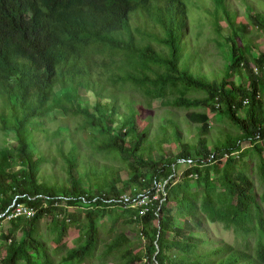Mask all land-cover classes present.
Masks as SVG:
<instances>
[{"label": "trees", "instance_id": "16d2710c", "mask_svg": "<svg viewBox=\"0 0 264 264\" xmlns=\"http://www.w3.org/2000/svg\"><path fill=\"white\" fill-rule=\"evenodd\" d=\"M245 1L249 17L238 27L237 14L225 10L224 0H217L230 22L227 63L220 70L200 57V47L186 50L190 41L184 27L190 15L185 0H0V128L14 133L17 140L15 145L0 147V215L16 197L35 210L31 219L0 217V248L6 251L0 264H58L37 227L46 216L55 217L51 237L58 251L76 225L79 214L68 212L75 207H81L85 215L77 226V246L68 248L59 264L85 263L100 249L99 219L117 212L105 203L124 193L117 181L97 190L81 185L82 173L88 170L79 172V166L86 161L80 158L77 166L73 152L64 169L71 186L65 177L57 179L64 182L60 190L47 182L50 175L44 167V150L37 146V132L60 113L82 115L85 126L99 135L92 138L93 143L105 148L110 158L148 164L156 179L169 176L166 200L150 214L142 217L125 210L116 215L142 226L143 236L130 239L125 232L119 234L101 253V264L110 259L117 264H264V190L259 203L254 182L237 170L239 161L233 157H239L237 144L242 141L250 142L259 154L264 151V52L254 40L256 36L264 40V11L255 0ZM127 83L143 93L146 101L123 100L122 111L118 105L122 99L112 87ZM88 93L97 97L94 111L85 98ZM103 99L112 102L103 104ZM154 105L187 110V119L203 136L212 130L208 108L243 133L239 142L227 145V151L215 146L209 152L205 139L201 149L187 147L176 112L166 110L160 119L164 137L160 143L171 137L170 127L177 129L184 150L177 156L179 164L190 167L182 182L174 158L162 159L161 168L153 159L150 163L137 159L150 136L149 131H135L134 119ZM242 110L245 118L239 116ZM224 152L229 157L220 167ZM214 153L216 162L211 161ZM189 159L196 162L195 167L183 162ZM261 173L264 188V168ZM195 177L197 191L192 186ZM142 178L146 176L134 173L124 191L132 190L129 194L135 196L152 190L157 180L150 183ZM61 207L67 214L59 221L54 212ZM205 220L222 224L245 240L256 234V245L223 244L200 252L207 238L198 230ZM5 221L10 223L8 229L2 227ZM138 240L145 241L144 249L134 250Z\"/></svg>", "mask_w": 264, "mask_h": 264}, {"label": "rangeland", "instance_id": "374dc122", "mask_svg": "<svg viewBox=\"0 0 264 264\" xmlns=\"http://www.w3.org/2000/svg\"><path fill=\"white\" fill-rule=\"evenodd\" d=\"M185 1L187 2L190 15L189 22H187V25L184 27L185 38L190 41V44H187L188 48L186 50L194 51V48L200 47V57L204 56L209 62L214 63L218 69H224L227 63V57H225V55L229 47L226 44V40L229 36L230 29V22L224 9L218 5L217 0ZM255 5L258 9L264 11L262 8V6H264V0H255ZM224 6L226 11L237 14L238 27L241 24H244L245 20L249 17L245 0H224ZM258 33L259 32L256 29V34ZM254 40L259 44V49L264 52L263 38L256 36ZM237 42L239 43V41ZM235 81L237 82L236 78ZM112 89L122 99V101H119L118 103L122 111L124 109L123 100L126 102L134 99L140 104L141 102L144 103L146 101L145 95L140 93L136 87L129 83L119 84L116 87H112ZM85 98L90 102L91 110L94 111L97 97L88 93L85 95ZM262 98L264 101V88L262 91ZM111 102L112 101L110 100H102L103 104ZM142 107L140 106V108ZM166 110L176 112L178 122L182 126L185 138L184 142L187 147H191L192 145L195 149H201L200 145L203 144L202 140L205 139L209 152L213 151L215 146H220L222 151H227V145L239 142L238 136H241L243 133L240 127L234 125L229 119L222 116V114L216 113L215 111L210 112L209 108L207 109V113L209 115L208 124L212 126V130H210V133L207 136H203V133L199 130L198 126L193 125L187 119V110L174 109V107L167 106L159 107L154 105L148 111L143 110L139 112L134 119L135 131L138 133L149 131L150 138L148 141H145V148L143 151L140 150L139 153H137V159L143 158L148 163H150V160L153 159L156 161L154 162V165L157 168H161V164H164L162 159L174 158L176 167H178L176 170L180 171V177L178 179L182 182L184 181V172L190 167L179 164V158L177 156L180 154L183 155L184 150L182 149L183 147L181 143L177 139V129H175V127H170L168 134L171 135V137L168 141L164 140L163 145L160 143L161 139L164 138L160 131V125L162 124L160 119ZM199 111L202 110L199 109ZM146 112H148V115L145 114ZM239 116L245 118L246 112L242 110L239 112ZM83 118L84 117L82 115L69 114L68 116H64L63 113H60L56 118L46 121L44 126L39 128L40 131L37 132V146L41 150H44L42 154L44 157V167L47 174L50 175V179H47V182L49 181L53 184L55 189L60 190L63 187L64 182H62V179L57 182L58 178L63 177L66 178V185L71 186L70 179L64 171L67 165V156L71 152L78 157L77 166L79 165L80 158L86 161V164L80 163L79 172H83L84 168H87V170L91 172L89 173L88 171H85L82 173L81 185L84 184L87 188L91 187L93 190H97L98 188L101 189L102 187L107 188L108 184H112L113 186V183L117 181L118 188L120 191L124 192L123 194L132 193V190H124L134 173L146 176V178H142V180L150 183L155 180L161 182L169 178V176L159 177L158 175V178L156 179L155 171H148L146 168L148 164H136L133 159L123 161L121 157L115 158L114 155L110 158L111 154L109 155V152L105 150V148H100L99 144L93 143L92 138L99 135H96L95 132L85 126ZM118 123L119 120H117L115 126ZM58 129L60 130L57 131ZM15 144H17V140L14 133L4 132L0 128V147ZM221 145H225L227 148L222 147ZM126 146H129L128 142L126 143ZM237 146L238 150H240V155L239 157H237L238 155L233 156L239 161L236 163L237 170L247 174L252 179L255 185L254 193L256 194L257 201L261 203L260 195L264 190L261 173L264 168V151L262 154H259L248 141L239 142ZM39 155L41 156V154ZM225 160L221 162L220 167H222L223 163H225ZM87 161H90L91 164ZM135 167L139 171H133ZM18 168L19 167H17V169ZM161 171L163 172V170ZM88 174L90 176V181H87ZM192 186L196 191L199 190V180H197L196 177L193 180ZM107 191H109V189H107ZM15 200L16 198L14 201ZM173 206L175 207V205ZM62 209L64 208L61 207L59 210L54 212L59 221L63 220L67 214L63 212ZM113 209L117 211L114 212L115 214L110 213L99 219L101 243L97 255L81 264H101V253L107 248L108 244L112 243L119 236V234L125 232L130 239H136L143 236L142 226L128 224L125 218L116 217L118 213L125 211L123 207L116 206ZM68 212L79 214V217L76 220V225L72 226L67 232V239L64 241L66 246L58 251L54 248L55 245L51 237V227L54 224L55 217L46 216L41 222H39L37 227L41 238L47 242L49 251L55 262L58 264L61 262V258L66 253L68 248L77 246V239L79 237V230L77 229V226H80L85 217V215L82 214L83 209L81 207L72 208L68 210ZM114 218H117V220H114ZM179 224H181V222ZM9 226L10 223L7 221L2 222V227L8 229ZM198 231H201L198 232V234H203V236L207 238L206 243L200 248V252L203 253H207L208 251L223 244L232 245L234 248H242V246L248 244L250 248H253L257 242L256 234L248 235L245 240L243 237L237 236L233 230H226L222 224H211L207 220L204 222L203 229H199ZM144 248V240H138L134 243V250ZM251 250L252 249H249V251ZM5 254V249L0 248V258L5 256ZM104 264L117 263L114 259H110Z\"/></svg>", "mask_w": 264, "mask_h": 264}, {"label": "built area", "instance_id": "2783aa9c", "mask_svg": "<svg viewBox=\"0 0 264 264\" xmlns=\"http://www.w3.org/2000/svg\"><path fill=\"white\" fill-rule=\"evenodd\" d=\"M247 103V101H245ZM260 139V134L256 135ZM216 154L214 153L211 161L216 162ZM229 155L224 152V159H227ZM184 163L189 164L191 167L196 166V162L193 160H184ZM198 177V175H197ZM170 180H163L161 182H156L152 190L145 191L138 195H131L129 193L121 194L118 197H114L105 201L112 208L116 206H121L124 210L136 211L140 216H146L150 214L156 207H159V202L163 203L166 199H163L167 196V186ZM16 197V200L9 207V209L1 214L0 217L6 216V219H14L18 217H26L31 219L35 216V210L31 207H28L20 203ZM161 210V207H160Z\"/></svg>", "mask_w": 264, "mask_h": 264}, {"label": "clouds", "instance_id": "9594fccd", "mask_svg": "<svg viewBox=\"0 0 264 264\" xmlns=\"http://www.w3.org/2000/svg\"><path fill=\"white\" fill-rule=\"evenodd\" d=\"M118 197V196H117ZM114 198V197H113ZM111 209H113L112 207H110Z\"/></svg>", "mask_w": 264, "mask_h": 264}]
</instances>
